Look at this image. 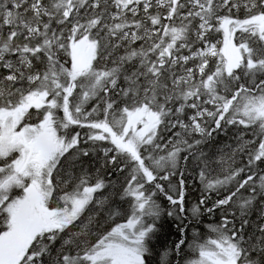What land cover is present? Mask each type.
I'll list each match as a JSON object with an SVG mask.
<instances>
[{
  "label": "snow or ice",
  "instance_id": "snow-or-ice-1",
  "mask_svg": "<svg viewBox=\"0 0 264 264\" xmlns=\"http://www.w3.org/2000/svg\"><path fill=\"white\" fill-rule=\"evenodd\" d=\"M153 184L159 264H264V0H0V264H149Z\"/></svg>",
  "mask_w": 264,
  "mask_h": 264
},
{
  "label": "trees",
  "instance_id": "trees-1",
  "mask_svg": "<svg viewBox=\"0 0 264 264\" xmlns=\"http://www.w3.org/2000/svg\"><path fill=\"white\" fill-rule=\"evenodd\" d=\"M216 38H217V34H214L213 42ZM75 130L82 131V132L87 131V129H83V130L75 129ZM164 135L168 136L170 134L165 133ZM229 136H231V131L229 132ZM217 139L223 140L227 138L217 137ZM98 143L103 144L104 147H109V148L111 147V145L106 142H98ZM98 154L102 155V153H98ZM160 154H163V153H157V155H160ZM86 167L89 168V171L92 175L91 182H93L94 176L96 177V169L99 167V163L92 161V162H89V164H87ZM189 171H192L191 167L189 168ZM107 172L108 171L106 169L100 168L99 175L106 181L107 179L105 178V175ZM122 175L126 176L127 173H124ZM159 175H163V173H159ZM186 179H187V190H186V197H185V206L186 208H191L193 205L198 203L201 197L202 185L200 184L199 179L196 176V173L194 171H192L191 175H186ZM123 180L119 179V183L116 184L115 189L109 188V192L107 193V194L109 193L113 194L112 202L115 206H117L121 210V215L117 217L116 222H124V220L130 214V203H131L130 199L121 200L119 198V194L123 188ZM176 180L177 178L174 177L172 182L175 183ZM157 182L161 183L164 186L165 191H168L169 194H173L169 190L168 181L158 180ZM196 188H199V189H196ZM146 190L149 192L154 191L156 195L153 196V199L161 206L162 209H165V213L162 215L159 221V229L156 233V238L152 241L153 252H152V255L149 257V264H159V255L166 250L174 249V245L181 238V234L177 231V224L174 223L172 219L167 217L166 210L170 208L171 205L169 201L166 199L165 195L161 193L159 190L155 189L154 184L146 185ZM97 195H99V193ZM215 199H216V195L212 194L211 198L208 200V206H211L212 202ZM163 219L167 221H163ZM201 219L205 221V225H199L198 223H194L192 227L187 225L186 244L183 246V251L179 257H176L175 255L170 256V259L172 260V264H176L178 260L182 259L186 255L190 256L191 258L198 256V254L194 252V250L191 247H189V245L193 243V235L195 234L196 236H198L200 239V242H203V240L210 238L212 236V233L208 231L207 226L209 224L215 223L219 219V214H217L216 216H212V215L205 213L201 217ZM108 226L109 225H105V228H107Z\"/></svg>",
  "mask_w": 264,
  "mask_h": 264
},
{
  "label": "bare ground",
  "instance_id": "bare-ground-1",
  "mask_svg": "<svg viewBox=\"0 0 264 264\" xmlns=\"http://www.w3.org/2000/svg\"><path fill=\"white\" fill-rule=\"evenodd\" d=\"M95 178H96V177L94 176V180H93V182L95 181ZM105 178H106L107 180L109 179L108 172L106 173ZM118 178L123 180V179H124V175H119ZM196 189H199V188H196ZM108 192H109V189H106L105 192H104V194L106 195ZM163 221H167V220L163 219ZM163 221H161V222H163ZM186 224H187L188 226H190V227H192V226L194 225V223H193L191 220L186 221ZM198 224H199V225H205V221H204L203 219H200V222H199ZM195 258H197V257H192V258H191L190 256L186 255V256H184L182 259L178 260L177 262H178V264H187V262H188L189 260H191V259H195ZM177 262H176V264H177Z\"/></svg>",
  "mask_w": 264,
  "mask_h": 264
},
{
  "label": "rangeland",
  "instance_id": "rangeland-1",
  "mask_svg": "<svg viewBox=\"0 0 264 264\" xmlns=\"http://www.w3.org/2000/svg\"><path fill=\"white\" fill-rule=\"evenodd\" d=\"M216 40V39H215ZM215 40H214V42H215ZM109 194H112V193H109ZM113 195V194H112Z\"/></svg>",
  "mask_w": 264,
  "mask_h": 264
}]
</instances>
